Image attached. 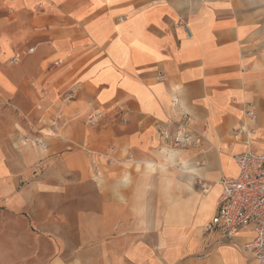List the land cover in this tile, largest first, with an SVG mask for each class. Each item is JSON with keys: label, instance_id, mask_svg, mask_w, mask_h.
Instances as JSON below:
<instances>
[{"label": "crops", "instance_id": "obj_1", "mask_svg": "<svg viewBox=\"0 0 264 264\" xmlns=\"http://www.w3.org/2000/svg\"><path fill=\"white\" fill-rule=\"evenodd\" d=\"M247 107L264 151V0H0L8 256L31 239L32 264H257L250 228L203 231ZM181 125L198 146L169 144Z\"/></svg>", "mask_w": 264, "mask_h": 264}, {"label": "built area", "instance_id": "obj_2", "mask_svg": "<svg viewBox=\"0 0 264 264\" xmlns=\"http://www.w3.org/2000/svg\"><path fill=\"white\" fill-rule=\"evenodd\" d=\"M15 61L17 58H13L10 64ZM244 112L242 125L232 134L233 140L244 147L242 152L232 156L237 175L219 180L221 196L216 203L214 216L203 231L206 234L217 233L231 243L237 233L250 228L253 238L242 245L241 250L257 264H264V151L257 152L254 146L256 130L252 125L256 119L255 112L250 107ZM97 117L89 115L87 125H95ZM177 129L169 139L170 145L181 149L199 145L200 139H193L184 125ZM199 188L204 190L206 185L200 183Z\"/></svg>", "mask_w": 264, "mask_h": 264}, {"label": "rangeland", "instance_id": "obj_3", "mask_svg": "<svg viewBox=\"0 0 264 264\" xmlns=\"http://www.w3.org/2000/svg\"><path fill=\"white\" fill-rule=\"evenodd\" d=\"M26 227L29 229L31 228L32 231V236L33 237H39L40 236V232L35 228V226L31 225V223H25ZM1 229H5L4 232L7 230L8 226L5 224H0ZM6 234V233H5ZM2 235V234H1ZM4 236V233H3ZM1 236L0 237V264H32L36 259L37 256H34L33 254L31 255H26L24 254V249L27 246H31L32 243H34L33 240L31 239H27V240H23V239H17V245L18 248L20 246V250H21V254H17L16 258L15 257H9L8 256V242L5 241Z\"/></svg>", "mask_w": 264, "mask_h": 264}]
</instances>
